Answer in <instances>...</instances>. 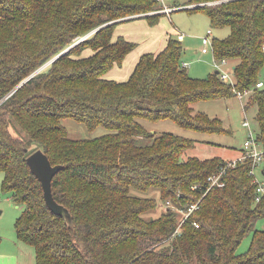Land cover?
Instances as JSON below:
<instances>
[{"label": "trees", "instance_id": "obj_1", "mask_svg": "<svg viewBox=\"0 0 264 264\" xmlns=\"http://www.w3.org/2000/svg\"><path fill=\"white\" fill-rule=\"evenodd\" d=\"M192 1L204 4L186 9L204 12L211 27H229L227 35L212 37V47L215 59L236 61L233 84L215 70L190 75L172 35L159 51L142 53L126 79L105 77L135 47L114 35L116 26L137 17L155 23L164 13L126 16L155 9L156 0H0L2 191L22 207L16 234L34 247L35 264H264V227H256L264 219V194L255 198L264 179L251 172L253 159L227 165L222 184L205 192L208 175L228 159H183L193 138L151 133L139 120L169 118L226 133L219 117L193 104L250 89L243 107L256 106L255 135L264 149V85L255 87L264 81V0L184 3ZM66 118L106 131L74 138ZM37 148L62 165L51 188L72 225L48 208L29 168L26 156ZM261 165L264 173V159ZM150 188L159 196L137 193ZM195 202L174 233L180 209ZM247 233L249 246L238 252Z\"/></svg>", "mask_w": 264, "mask_h": 264}, {"label": "rangeland", "instance_id": "obj_2", "mask_svg": "<svg viewBox=\"0 0 264 264\" xmlns=\"http://www.w3.org/2000/svg\"><path fill=\"white\" fill-rule=\"evenodd\" d=\"M183 1L187 0H156V4L153 7L155 9L133 13L126 17L164 13L162 11L163 8L170 6L176 7L182 4ZM188 4L191 6V4H196V2L192 1ZM171 21L180 31L184 32L176 34L175 30L172 29ZM116 30V32H129V39L135 43V47L130 51L132 55L128 57L130 59L135 56V54L143 53L148 51V49H155L154 51H156V41H158L159 35L161 34V36L165 37L166 31L172 30V35L180 39L182 43L181 59L189 60L188 64L185 65L188 73L196 77H205L217 68L214 62L213 49L209 48L208 51L204 53L199 50V48L201 49V36L207 34L208 30H211L210 37H223L229 33V27L227 26L223 28L211 27L209 18L204 12L189 11L187 9H175L169 13L165 12V15L159 16L158 20L153 24L149 23L148 19L145 17L121 22L116 26ZM80 38H82V36L78 39ZM182 61L183 60H181V62ZM127 62L128 60L126 63H121V65L115 68L119 70L125 69ZM128 66L130 65H127V67ZM221 66L226 69L225 65L221 64ZM227 71L230 74L232 73L231 70L229 71L227 69ZM244 102V98L241 100L234 95L219 99L201 100L193 104L195 110H202L209 115L219 117L223 127L229 129L226 133L201 132L184 128L169 118L157 121H149L142 118L139 120L151 133L165 131L193 138L195 144L184 150L182 153L183 159L190 155H197L201 158L225 154L236 155L241 150L243 141L249 134L248 127L242 124L244 118L249 120L254 135L257 129L255 120L256 106L253 105L244 108ZM63 123L67 127L68 134L74 138H90L106 131L101 125L97 126L92 131L88 130L84 123L72 118L64 119ZM261 166L262 165L257 168L256 176L264 179V173L260 172ZM2 180L3 172L0 171V264L2 261H5L6 264H35L34 247L19 240L16 234L15 221L20 215L22 207L15 204L12 199L2 191ZM137 193L148 196H159V190L156 188H150L148 192L137 191ZM163 209L164 206L160 205L155 213H160ZM147 214L152 216L150 212ZM256 227H264V219L257 220ZM250 239L251 234L247 233L238 245L237 251H245L249 246ZM7 261L9 263H7Z\"/></svg>", "mask_w": 264, "mask_h": 264}, {"label": "built area", "instance_id": "obj_3", "mask_svg": "<svg viewBox=\"0 0 264 264\" xmlns=\"http://www.w3.org/2000/svg\"><path fill=\"white\" fill-rule=\"evenodd\" d=\"M220 0H214V1H208L206 3H214V2H218ZM186 4V5H184ZM204 2H199V3H196V4H191V6H189L190 4L188 3H184L182 2V4L176 6V7H167V8H163L162 11L165 13H169L171 12L172 10H175V9H186V8H191V7H195L197 5H203ZM210 32L211 30H208L207 34H204L202 37H201V41H202V46H201V51L204 53V52H207L209 48H212V37H210ZM84 38V37H82ZM80 38V39H82ZM80 39H78L77 41H79ZM214 62H215V66L217 67L216 69L218 70V75H219V78L221 80H224V81H227V82H230L231 84L234 83V79L232 77V75L227 71V69H224L222 68L221 64H225L227 62V59H222V60H217V59H214ZM182 65L185 66L187 65V62H182ZM264 85V81L260 80L256 83L255 87H261ZM233 90L235 91V95L239 98V99H243V97L248 94L250 92V89H245L243 91L241 90H236L233 88ZM242 124L244 126H247L248 127V131H249V134H248V137L246 139H244L243 141V144H242V152L240 153V155L237 157V158H234V159H228L226 164L224 166H222L217 172H214L210 175H208L207 177V182H208V185L206 186V189H205V192L211 188V186L213 185H221L222 182L220 181V178H221V175L223 174L224 172V168L227 166V165H232L234 166L236 164V161L237 160H241L245 157H251L253 159V167L251 169V172L253 174H256V168L259 167L262 162H263V159H264V149H262L257 140H256V135L253 134V131L251 130V126H250V122L247 118H244V120L242 121ZM255 180H257V177H255ZM198 187V185H192V188H196ZM264 194V180H259L258 181V185H257V188H256V200H259L260 199V196ZM169 203V202H168ZM198 202H195V203H192L190 204L189 206L183 208V209H180V212L182 214V216L180 217L179 219V222L177 224V227L175 228L174 230V233L178 232L179 228L181 227L182 223L188 218L189 214L196 208H198ZM195 226H198V223H195ZM173 233V234H174Z\"/></svg>", "mask_w": 264, "mask_h": 264}, {"label": "water", "instance_id": "obj_4", "mask_svg": "<svg viewBox=\"0 0 264 264\" xmlns=\"http://www.w3.org/2000/svg\"><path fill=\"white\" fill-rule=\"evenodd\" d=\"M59 55L60 54H58L57 56ZM215 72H218V70L216 69ZM26 161L29 165L31 172L34 173L41 182V186L43 189V197L48 208L55 214L61 215L68 225H72V216L70 211L66 206L59 203L53 197L51 188L52 178L55 173L62 167V165L52 164L47 154L42 150V148H37L31 151L26 156Z\"/></svg>", "mask_w": 264, "mask_h": 264}, {"label": "crops", "instance_id": "obj_5", "mask_svg": "<svg viewBox=\"0 0 264 264\" xmlns=\"http://www.w3.org/2000/svg\"><path fill=\"white\" fill-rule=\"evenodd\" d=\"M183 2H186V1H183ZM164 15H165V13H164ZM140 18H144V17H137V18H134V19H131V20H137V19H140ZM131 20H128V21H131ZM122 22H125V21H122ZM172 29L175 30L176 34H178L179 32H184V31H180L179 28L175 24H173V22H172ZM117 30H118V28H117ZM117 30L115 28V33H116V34L114 33L115 36L116 35H123L128 40H131V39H129V35H128L129 32H126V31L125 32H116ZM172 34H173L172 33V30L166 31V36L165 37L161 36V34H160L159 37H158V41H156V44H157L156 51H154L155 49H148V51H145V52H157V51H159L160 49H162L164 47V45L166 44V41H167L168 37L170 35H172ZM174 38L178 39L177 37H174ZM178 40L180 41V39H178ZM180 43H181V41H180ZM201 46H202V41H201ZM199 50L201 51L200 48H199ZM145 52H143V53H145ZM130 53L131 52L127 53V55L124 57L123 62H122V63H126V61L128 60L127 65H130V66L127 67V65H125V69L119 70L118 68H115V67H118L119 65H116L115 64L110 70H108L105 73V77L111 78V79H116V80H124V79H126L127 76H129L130 73L132 72V70H133V68H134L137 60L139 59L140 55L142 54V53H137V54H135V56H133L130 59V58H128L130 55H132V53L131 54ZM181 60H183L182 62H187V64H188V61L189 60H186V59H181ZM235 62H236L235 60H227V62L224 64L225 65V68L228 69L229 71L232 70ZM241 152H242V147H241V150L239 151V153L236 154V155H227V154H225V155H218V156H220V157H222L224 159H234V158H237L240 155ZM3 263L6 264L5 261H2L1 262V264H3ZM7 263H9V262L7 261Z\"/></svg>", "mask_w": 264, "mask_h": 264}]
</instances>
